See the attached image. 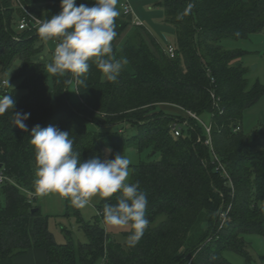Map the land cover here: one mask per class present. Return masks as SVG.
<instances>
[{
	"label": "trees",
	"instance_id": "16d2710c",
	"mask_svg": "<svg viewBox=\"0 0 264 264\" xmlns=\"http://www.w3.org/2000/svg\"><path fill=\"white\" fill-rule=\"evenodd\" d=\"M147 1L164 9L165 22L175 31L176 56L170 57L150 30L135 25L133 15L122 9L115 18L112 55L127 63L116 81H108L91 59L89 71L79 77L48 73L54 52L49 61L42 56L48 41L39 37L38 29L19 31L22 6L46 20L61 11L60 0H0V66L7 71L19 61L14 78L26 91L16 100L14 92L0 89L1 97L15 100L14 110L0 115V164L19 185L0 186V264H18L31 249L42 250L48 264H99L105 256L107 264H231L226 250L251 260L246 235L264 236V149H257L260 131L247 134L243 119L245 110L264 95V82L251 81V69L242 61L246 50L226 48L222 41L263 31L264 0ZM94 2L76 0L77 5ZM121 3L117 0L116 8ZM71 85L75 102L69 98ZM212 90L220 98L219 107L213 104ZM163 105L199 116L213 113L212 146L205 143L207 135L197 120L183 110H163ZM14 111L30 113L24 121L27 130L13 123ZM175 119L189 122L180 136L171 129ZM89 122H126L137 134L126 137L124 128L97 132L89 129ZM37 124L67 131L82 161L94 156L103 160L105 148L113 154L129 146L149 152L147 160L131 166L128 182L139 181L148 199L149 226L135 247L105 228L103 205L117 203L119 193L102 198L89 222L66 198L67 214L74 212L87 240L77 242L64 227L67 241L57 242L49 215L20 188L35 192L30 133ZM215 155L230 177L218 169ZM228 208L222 224L221 211Z\"/></svg>",
	"mask_w": 264,
	"mask_h": 264
},
{
	"label": "clouds",
	"instance_id": "9594fccd",
	"mask_svg": "<svg viewBox=\"0 0 264 264\" xmlns=\"http://www.w3.org/2000/svg\"><path fill=\"white\" fill-rule=\"evenodd\" d=\"M116 4L117 0H95L91 6L77 5L76 0H60L61 11L40 22L38 27V35L44 42L59 39L47 72L54 76L79 77L89 71L91 59L102 79L116 81L127 63L112 55V41L117 35L115 18L119 15ZM14 107L12 96L0 97V115ZM29 116L30 113L14 111L13 123L27 130L24 121ZM30 134V143L35 149V195L58 193L68 198L72 206L83 209L94 196L108 198L119 193L117 203H104L103 221L108 226L130 227L126 243L135 247L149 226L148 199L147 193L140 190L139 181L127 182L130 160L116 154L114 159L94 156L82 161L80 154L73 150L74 141L69 133L57 126L37 124Z\"/></svg>",
	"mask_w": 264,
	"mask_h": 264
},
{
	"label": "rangeland",
	"instance_id": "374dc122",
	"mask_svg": "<svg viewBox=\"0 0 264 264\" xmlns=\"http://www.w3.org/2000/svg\"><path fill=\"white\" fill-rule=\"evenodd\" d=\"M130 2L137 18L143 22V25L150 30L164 48L170 43H175L176 38L174 28L165 22V13L162 7L156 6L147 0H130ZM117 10L119 13H122V8H120V6L117 7ZM126 37L127 35H124L122 39L118 41V44H122ZM56 44L57 43L54 40H50L46 43L42 55L46 61H49L50 53L54 51ZM222 44L226 48H241L246 50L247 53L243 56L242 61L245 66L251 69L249 73L251 81L260 80L261 82H264V30L253 34L248 39H225L222 41ZM18 67L19 61H15L7 71H3L0 66V89L14 92L16 100H19L26 93L24 89L20 88V81L14 78ZM3 80L9 85L3 86ZM77 97L75 85H71L69 87V98L72 102H75L77 101ZM162 109L175 111L177 113L181 112V109L176 108L175 106L168 107L163 105ZM200 118L205 123L210 124L212 121V114L205 113L201 115ZM121 128L126 129V137L132 138L137 134V129L135 127L133 128L126 122L108 126L96 125L89 122V129L97 132H113L119 131ZM243 130L247 134L260 131L261 135L257 144V149H264V95L255 104L245 110ZM116 154H123L130 160L129 176L127 178V182H129L131 179V166L138 164L142 160H147L149 152L145 151L141 154L135 147L129 146L124 150L118 151ZM116 154H113L110 148L104 149V159H114ZM153 159H159V155L153 157ZM101 200L102 198L94 196L89 205L80 209L85 222L92 221L98 214L97 205ZM34 205L40 206L43 214L49 215V228L55 235L57 242L64 243L67 241V235L63 230L64 227L72 232V237L77 242H85L87 240L84 231L80 228L77 216L74 212H71L69 215L67 214V201L65 197H62L58 193H51L44 197L36 196ZM159 221L160 220H158L155 225L158 224ZM105 228L107 232L113 235L117 240L121 242L127 241V232L130 231V227H116L105 224ZM246 239L248 241V250L251 254V260H248L244 255L231 250H226L224 252L225 258L231 264H264V236L249 234L246 235Z\"/></svg>",
	"mask_w": 264,
	"mask_h": 264
},
{
	"label": "built area",
	"instance_id": "2783aa9c",
	"mask_svg": "<svg viewBox=\"0 0 264 264\" xmlns=\"http://www.w3.org/2000/svg\"><path fill=\"white\" fill-rule=\"evenodd\" d=\"M121 6H122V9H123L125 14L133 15V23L135 25H140V26L143 25V22L137 18L130 0H122ZM22 8L24 10V14L17 21L19 31L38 29L39 23L42 22L43 20L40 19L39 17H37L36 15H34L28 8L23 7V6H22ZM54 41L56 43H59V39H55ZM165 51L172 58H174L176 56V49H175V46L173 44H169L165 48ZM6 84H7V82L5 80H3L2 85L5 86ZM211 97L213 99L214 106L219 107L220 98L216 96V93L214 90L211 91ZM179 108L184 111V114L187 117H191V118L197 120L203 126L204 133L207 135V138L205 139V143L207 145L212 146V124L211 123L207 124L204 121H202L200 116L197 113H194L193 111L184 110V108H182V107H179ZM212 116H213V113H212ZM188 124H189L188 120L181 121L179 119H175L174 122L171 124V129L176 136H180L183 133V127L187 126ZM239 129H240V127H237V130H239ZM202 141H203L202 136H199L198 142H202ZM215 157L217 158L216 160H217L218 165H219L218 169H221L223 171V174H225V176L230 177L227 170L225 169V166L219 160L218 156L215 155ZM6 183H11V184H14V185L19 187L17 182L11 176H9L6 173V169L1 166L0 167V186L4 185ZM20 188L26 192V194L28 195V197L31 200H34L36 198L35 192H32V191H30L26 188H23V187H20ZM229 210H230V208H228L227 210L221 211L220 216L222 218V224L228 218ZM107 263H108V259H107V256H105V257H103V259L101 260V262L99 264H107Z\"/></svg>",
	"mask_w": 264,
	"mask_h": 264
},
{
	"label": "crops",
	"instance_id": "0c3cea01",
	"mask_svg": "<svg viewBox=\"0 0 264 264\" xmlns=\"http://www.w3.org/2000/svg\"><path fill=\"white\" fill-rule=\"evenodd\" d=\"M18 264H48L46 255L40 249H31L27 254L17 259Z\"/></svg>",
	"mask_w": 264,
	"mask_h": 264
},
{
	"label": "water",
	"instance_id": "95a60500",
	"mask_svg": "<svg viewBox=\"0 0 264 264\" xmlns=\"http://www.w3.org/2000/svg\"><path fill=\"white\" fill-rule=\"evenodd\" d=\"M2 166V164H0V167ZM38 208H34L32 211L35 212Z\"/></svg>",
	"mask_w": 264,
	"mask_h": 264
}]
</instances>
